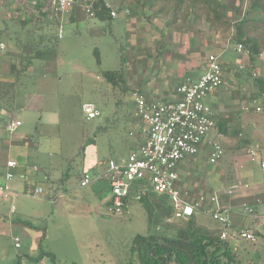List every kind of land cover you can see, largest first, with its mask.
Returning <instances> with one entry per match:
<instances>
[{
  "label": "rangeland",
  "instance_id": "1",
  "mask_svg": "<svg viewBox=\"0 0 264 264\" xmlns=\"http://www.w3.org/2000/svg\"><path fill=\"white\" fill-rule=\"evenodd\" d=\"M221 1L231 8L241 5V13L253 2ZM9 2L7 0V4ZM22 4L13 1L10 11L0 10V30L12 37L19 33L25 40L22 32L32 26L22 28L16 22L29 14L23 10L17 13L15 6ZM262 4L264 6V0ZM146 13L151 15L150 11ZM259 15L252 13L255 18ZM162 16L158 22H146L139 17L132 24H127L126 19L112 24L89 21L84 14L79 22L65 21L64 38L58 41V60L48 64L42 62L43 66L31 70L35 75L28 76L29 70L20 77L16 111L11 120L19 118L23 126L10 137L14 142L26 140L27 157L18 159L19 171L28 163L37 167L40 176L27 179V186L31 184L27 188L24 179L16 176L12 185L20 193L0 205V264H135L132 248L136 237L170 235L156 228L149 230L146 211L135 198L129 202L128 214H112L105 204L112 195L110 186L99 190H95L93 184L80 186V175L98 176L107 168L109 160L128 157L131 152L132 95L138 89L141 70L156 71L151 67L157 52L150 49L151 57L144 58L145 43L152 49L154 46L160 49L164 45L171 46L178 39L174 41V36L186 29L197 30L202 26L201 31L198 29L195 33L201 39L207 34L206 29L211 28L212 42H218L225 50L219 57L231 82L220 111L232 122L229 135L219 139L225 150L222 161L212 165L204 154L200 166L193 169V176L189 175L190 180L204 185L208 191H215L222 182L228 186L233 180L237 181L235 175L240 167H246L251 161V138L259 134L242 128L243 135L235 134L240 124L252 123V118L237 110L242 103L246 106L247 96L254 90L252 77L240 73L249 63V54L240 57L234 48L237 43L233 42V31L214 27L205 22V17L180 30L169 24L167 13ZM230 19H237L234 9ZM4 36L0 35V42L7 46L6 52L12 48L18 51L14 42ZM222 51L212 49L211 54ZM175 54V51L170 53L171 56ZM123 55L127 59L126 87L115 86L105 76L122 69ZM4 59L5 56L0 58L3 73L0 78L14 81V76L9 74L12 59ZM241 66L244 68L240 69ZM259 70L264 76L263 64ZM251 72L257 74L258 70L255 68ZM219 94L220 91L214 92L215 96ZM212 97L209 98L213 100ZM86 102L94 103L101 116L86 120L82 110ZM260 119L259 128L264 131V118ZM4 133L5 129L0 128V135ZM8 156L16 158L15 152ZM37 188L43 189L41 195H33ZM12 206L16 208L14 214L10 212ZM197 218L205 226L219 225L209 216L197 215ZM252 225L259 226V223ZM240 249L246 261L257 255L258 262L264 264V241L244 242ZM252 264L258 263L252 261Z\"/></svg>",
  "mask_w": 264,
  "mask_h": 264
},
{
  "label": "trees",
  "instance_id": "2",
  "mask_svg": "<svg viewBox=\"0 0 264 264\" xmlns=\"http://www.w3.org/2000/svg\"><path fill=\"white\" fill-rule=\"evenodd\" d=\"M31 1L37 2L38 13L32 12V16L22 17L16 21L22 28L32 26L29 30L22 32L25 40L21 38L19 33L12 37V35L6 34L4 30H0L1 38L4 35L7 36L9 41L14 42L18 49L17 51L12 48L4 53L5 59L16 58L17 63L12 64L10 70V74L14 76V81L0 78V128L2 129H6L7 124L15 114L20 77L25 76L35 61L48 64L56 62L59 57L57 29L60 18H56L52 23H45L46 13L43 9L46 8L50 0ZM104 1L97 0L95 2L96 19L112 24L110 10L106 9ZM111 2L113 8L117 10L118 14H123L126 20L139 18L142 13L144 14L143 10L147 9L154 18H161L163 17L162 14L167 13L170 16L169 24L177 26L180 30L184 26L197 23L202 17H205L206 23L214 27L226 31L232 30L233 42L243 44L249 54V63L240 72L248 74L253 79L254 90L249 95V103H252L253 100L263 99L264 76L261 75L260 68L256 67V63L264 54L263 0H253L244 13H241V5H233L234 7L231 8L230 5L221 0H112ZM12 3L13 0H10L8 4L7 0H2L0 10L10 11ZM232 9L237 14L235 20L230 19ZM253 12L260 15L255 18L252 16ZM126 60L123 55L122 69L105 74L106 79L115 86L122 84L126 87ZM255 68L258 70L257 74L251 72ZM0 74H3L1 70ZM243 114L255 119L258 125L261 123L260 117L264 118V112H257L253 106L244 110ZM231 122V119L216 120V128L222 134L227 135L230 131ZM242 126L244 125L240 124L235 134L240 135L242 133ZM3 141V138L0 139V146ZM247 152L249 153V149ZM235 183L236 181L233 180L228 187H235L237 185ZM93 184L98 190L103 186H109L110 177L108 173L101 175ZM146 184V182H142L132 188L127 202L139 194L138 201L146 211L149 230L156 228L167 231L170 235L136 237L132 248L135 264H251L252 259L246 261V257L239 246L234 247L229 240L225 241L221 238L224 228L222 224L218 222L222 229L209 228L199 223L197 215L202 214L198 213L188 219H176L174 209L166 196L146 189ZM208 216L212 218L211 215ZM254 233L258 240H264L263 231L257 230Z\"/></svg>",
  "mask_w": 264,
  "mask_h": 264
},
{
  "label": "built area",
  "instance_id": "3",
  "mask_svg": "<svg viewBox=\"0 0 264 264\" xmlns=\"http://www.w3.org/2000/svg\"><path fill=\"white\" fill-rule=\"evenodd\" d=\"M23 3L21 6L37 12V2L31 0H13ZM112 0H105L106 9L110 10L112 19L118 17V12L112 6ZM95 2L97 0H50L43 9L46 13L44 19L52 23L60 18L57 29L58 38H64L65 21L77 14H84L91 20H96ZM38 13V12H37ZM7 50L5 43L0 42V58ZM239 54L248 53L243 44L235 48ZM207 69L198 79H187L176 90L175 98L162 101L146 96L141 92H134L132 102L134 106L132 127L129 137L136 143V148L122 161L111 159L107 173L110 177L111 199L109 212L112 214H125L127 199L132 188L139 183H147L146 189L166 196L174 209L176 219H188L198 214L211 215L214 220L223 225L221 238L228 240V229L232 224L231 212L221 206L220 195L201 194L195 199L188 200L182 193L181 166L184 161L195 158L202 151V146H209V162L218 165L224 156V148L220 140L214 136L216 132V114L213 107L207 102L209 94L221 89L226 83V74L223 64L216 54H210L206 60ZM244 67L241 66L240 69ZM244 110L253 106L257 112H264V93L262 100L246 102ZM82 110L86 120H94L101 116L100 110L92 102L83 104ZM23 123L20 119L11 120L6 131L13 135ZM218 133V132H216ZM251 156L260 158V169L264 174V157L260 152L251 150ZM15 161L7 163L8 171L0 177V199H9L12 189L9 182L14 179L11 169L16 168ZM2 180V181H1ZM98 180V176L85 174L81 181L82 187L91 185ZM238 188H249L248 184L238 182ZM43 189L39 188L33 195H41ZM224 195L231 196L232 190L226 189ZM139 200V194L136 197ZM242 208L247 214H253L254 208L244 203ZM12 213L16 212L12 206ZM237 236L242 240L257 241L252 231L242 230ZM18 241V239H16ZM19 247V244H17Z\"/></svg>",
  "mask_w": 264,
  "mask_h": 264
},
{
  "label": "crops",
  "instance_id": "4",
  "mask_svg": "<svg viewBox=\"0 0 264 264\" xmlns=\"http://www.w3.org/2000/svg\"><path fill=\"white\" fill-rule=\"evenodd\" d=\"M15 8L16 9L18 8L17 13H22L24 11V12L29 13L27 16H32V11L30 12L29 8H25V7L17 6V5L15 6ZM146 11L148 12L149 10L146 9L144 11V14L142 13V16H140L142 20L144 21L146 20V22H151L153 20L155 22L161 21V18H158V17L154 18L152 17V13L151 15H148ZM81 15L82 14H79V17L75 15L74 18L70 17L67 22H71L72 20H73L72 23L79 22L80 21L79 18L81 17ZM87 19L89 21H95L89 18ZM120 19L125 20L126 17H124L123 14H118L117 18L112 19V23L119 21ZM136 19L137 18L132 19V20H127L128 22L127 24H132ZM44 22L48 23L45 20ZM201 27L202 26L198 27L200 31H201ZM192 29L193 28L191 27L189 29L184 30V32L179 34V36L177 37L173 35L174 41L177 38L178 39L176 42L173 41L174 43H172L171 46L166 45L165 47L164 45L162 46L163 48H160V49L158 48V46H154V48L152 49L151 46L147 45V43L144 44L143 46L144 58L151 57V54L148 53L151 50L154 52H157L156 55L153 57L154 62H155L154 66L151 67L152 69L155 68L156 71L150 72L146 70V72H144L143 70H141V79H140V82L137 84L138 89L134 90L135 92L139 91L141 93H144L148 97L155 98V99L162 100V101H169L175 98L176 90L180 84H182L184 81H186L189 78L193 80L198 79L205 73L207 69L206 60H207V57L211 54L212 49L213 50L217 49L219 51H222L224 49L221 48V45H219L218 42L217 43L212 42L211 31H210L211 28L208 27L206 29L207 34L201 37V39H199L198 37L199 34L198 36L195 35V33L196 34L198 33L197 32L198 29L197 30H194V29L192 30ZM234 48H236V46H234ZM172 51H175L176 54L171 56L170 53ZM224 52L225 50L220 52V54H216V55L218 57L219 56L221 57L222 53ZM246 55H247L246 53L239 54L240 57H244ZM141 58L144 60L143 57ZM167 58L169 59L167 60ZM16 62H17L16 58H12L11 63L16 64ZM261 63L264 65V54L261 56L260 60L256 63V66L261 68L262 67ZM41 65L43 66L42 62L35 61L33 66L29 69L30 72H28V76L35 75L32 73L31 70ZM164 65H167V67L165 68ZM9 74H7V76ZM225 74H226L225 85L221 89L214 91V92L220 91V94L218 96H215L214 92H212L211 94H209L207 98V102H209V104H211V106L215 110L216 120L218 121L221 119L224 120L227 118L224 115H222L220 111V109L222 108V104L225 103L224 102L226 100L225 97H226V94L228 93L227 91L230 90V84H231V82L229 81V78H227L228 75L226 72ZM11 81L13 80L11 79ZM211 95H213L212 97L213 100L209 98ZM247 99L248 101H250L249 96H247ZM243 107H244V103H242L241 108L237 110L239 112L244 111ZM254 121L255 119H251L250 122L252 123L246 122L244 126L242 127L243 129H246L249 131H256V134H259V136L256 135L257 136L256 137L254 133V136L256 138H251V141L253 144V146H251V149L252 150L258 149L257 151L260 152L262 157H264V138L261 137L262 135L264 137V131H262L259 128V125L257 123H254ZM230 128H231V125L229 126V129ZM216 132L214 133V136L217 138L219 136L218 139L222 137H227V135H229V134L227 135L222 134L221 132H219L218 129H216ZM240 135H243V133ZM2 138L4 139V141L2 145L0 146V177H2L4 173L9 170L7 167V163L9 161H15L17 163V166L16 168L11 169V171L14 173V179L16 176H21V179H24L25 188L31 187V184L30 185L28 184L27 186L26 180L30 178H34V179L39 178L40 175H39V170H37V167L32 166V165L29 166V164L26 163L24 170L19 171L20 160L18 159H24L25 157H27L26 151L28 150L26 147V140L18 139L17 142L12 141L10 134L6 131V129H5L4 135H0V139ZM251 141L249 142L251 143ZM130 147H131V151L136 148V143L132 140L130 141ZM13 152H15L16 158L15 156L14 157L8 156L10 153H13ZM209 152H210L209 146L207 144L206 145L204 144L202 146V151L198 156L183 162L181 169H180V172H181L180 187H181L182 193L185 195L186 199L188 200L195 199L199 197L201 194H207V193L209 194L215 193V194L220 195L221 206L231 212L232 224L230 228L228 229V236H229L228 240L231 242L232 246L234 247L239 246V248H241L244 242H246V244H255L257 243V241L258 242L264 241V240L257 239V241L252 242V241L242 240L237 236L238 232L242 230H248V231L250 230L252 232L260 230L264 232V174L261 172V169H260V158L254 159L252 157L251 161L247 163V166L240 167V172L239 171L237 172L238 173L236 175L237 181L235 184H238V182H241L243 185L248 184L249 188H245V187L238 188L237 185L235 187L233 186L229 188L228 186H225L224 182H222L221 185L218 186L217 190L208 191V189H206L204 185H200L195 180H192V179L190 180V176H193L191 174L193 172V169L200 166V163L203 161L202 157L204 156V154L207 156L206 158L209 162ZM124 159H126V157H119L114 160L120 162ZM107 170H108V166L100 175H98V179L101 175L105 174ZM84 175L85 173L83 175H80V182L82 181ZM12 181H10L8 184L12 189V195L10 198L14 199L16 196V193L18 194L20 192H18L16 188L13 187ZM80 186H81V183H80ZM92 186H94L95 190H98L94 184ZM226 189L232 190L233 194L231 196L224 195L223 193ZM58 196H60V194L57 195L56 197ZM9 199H0V205L2 204L3 201L9 200ZM110 199L111 197L105 201V204L108 207L110 204ZM130 200L131 199H129L127 203V209H126L125 214H128ZM244 203H247L251 207L254 208L253 214H247L244 211V209L242 208V205ZM10 212L11 214H14L12 213V211ZM202 215L208 216L207 214L205 215L202 214ZM255 222L259 223V226L252 225V223H255ZM207 227L222 229V226L220 224L219 225H207ZM224 230L225 229L223 228V231ZM259 250L260 249L257 247L256 251L258 252ZM256 254L257 253H255V255ZM252 257H251L252 259L251 261L257 262L258 264H260L261 261L258 262L260 258L259 256L256 255V257H253L254 259Z\"/></svg>",
  "mask_w": 264,
  "mask_h": 264
}]
</instances>
